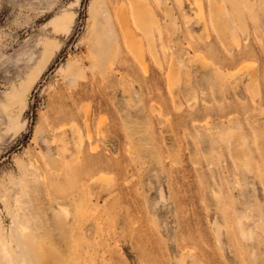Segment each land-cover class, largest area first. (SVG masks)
I'll use <instances>...</instances> for the list:
<instances>
[{
	"label": "rangeland",
	"instance_id": "rangeland-1",
	"mask_svg": "<svg viewBox=\"0 0 264 264\" xmlns=\"http://www.w3.org/2000/svg\"><path fill=\"white\" fill-rule=\"evenodd\" d=\"M130 2L0 0V264H264V0Z\"/></svg>",
	"mask_w": 264,
	"mask_h": 264
},
{
	"label": "bare ground",
	"instance_id": "bare-ground-1",
	"mask_svg": "<svg viewBox=\"0 0 264 264\" xmlns=\"http://www.w3.org/2000/svg\"><path fill=\"white\" fill-rule=\"evenodd\" d=\"M243 1V0H242ZM235 2V0H225V6H224V8H223V10L222 11H224L225 12V15L227 14L228 16H233L235 13H236V11H235V5H237L236 3H237V1H236V3H234ZM245 2V1H244ZM131 4H130V18L132 19V22L134 23V24H137V25H139L141 28H144V30H149V26H147L148 24H146V25H143L142 24V19H144V17L142 18V14H141V11L138 9V7H137V4L136 3H134V0H131V2H130ZM235 4V5H234ZM244 4V3H243ZM237 6H239V5H237ZM241 9V8H240ZM239 12H240V10H238ZM224 12H223V14H224ZM118 13H120L121 14V10L119 9L118 10ZM241 13H243V12H241ZM241 13H239V14H241ZM146 15V14H145ZM226 15V16H227ZM244 15V14H243ZM124 15H122V17H123ZM227 16V17H228ZM235 16V15H234ZM242 16V15H241ZM240 16V17H241ZM121 17V16H120ZM237 17V16H236ZM119 18V17H118ZM231 19V18H230ZM233 19V18H232ZM241 19V18H240ZM71 20H72V16H70V15H63L62 17H60V18H58V19H56L55 21H54V25H55V28L56 29H65V28H68V25H66L67 23H69V22H71ZM119 20V19H118ZM123 19H121V20H119L120 21V23H121V21H122ZM234 22V21H233ZM122 23H123V21H122ZM151 23V22H150ZM122 25V24H121ZM126 24H123L122 26H123V28H124V26H125ZM126 29V28H125ZM126 31L127 30H125L124 32L126 33ZM147 33H148V31H146ZM151 31H149V33H150ZM128 33V32H127ZM146 33V34H147ZM148 33V34H149ZM129 35V34H128ZM127 34H125V37H126V39L129 37ZM150 35V34H149ZM148 36V35H147ZM149 37V36H148ZM127 41H129V40H127ZM168 75V74H167ZM173 77V75H171V78ZM253 77V76H252ZM252 77H250L251 79H252V81L254 80L255 81V79H254V77L252 78ZM167 78H169V77H167ZM169 81V80H168ZM249 81H250V79H249ZM169 83V82H168ZM253 86V89H254V85H253V83L252 82H250L249 83V86H251V85ZM251 86V87H252ZM251 90H253L252 88H250ZM249 89V90H250ZM250 90V91H251ZM253 93V92H252ZM255 93V92H254ZM78 130V129H77ZM78 136H79V141H80V144L82 143V133L80 132V131H78ZM27 238V237H26ZM25 239V238H24ZM26 240V239H25ZM41 253V251L39 252V254ZM33 254H34V256H36L37 255V253H34L33 252ZM38 254V255H39ZM40 256V255H39ZM44 259H45V262H47L48 264H54L56 261H55V259L53 258V256L52 255H50L49 253H45V257H44ZM57 264H59V263H57Z\"/></svg>",
	"mask_w": 264,
	"mask_h": 264
}]
</instances>
